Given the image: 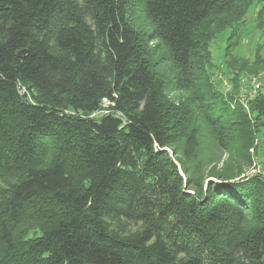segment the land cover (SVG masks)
<instances>
[{"label":"trees","instance_id":"obj_1","mask_svg":"<svg viewBox=\"0 0 264 264\" xmlns=\"http://www.w3.org/2000/svg\"><path fill=\"white\" fill-rule=\"evenodd\" d=\"M257 3L0 0V264H264V178L223 172L204 191L166 150L206 125L248 157L264 92L247 110L229 67L224 93L210 46ZM153 42L197 99H170Z\"/></svg>","mask_w":264,"mask_h":264},{"label":"rangeland","instance_id":"obj_2","mask_svg":"<svg viewBox=\"0 0 264 264\" xmlns=\"http://www.w3.org/2000/svg\"><path fill=\"white\" fill-rule=\"evenodd\" d=\"M263 6L264 3H257L253 7H249V13L239 23H234L227 30H218L210 46L212 66L209 70L216 80L218 78L222 80L223 83L218 84L224 93L232 91L227 78V68L230 67L242 75L240 76L242 84L241 101L244 96L243 89H245L243 80H252L255 77L260 78L264 74V12L261 13V16L257 15ZM130 20L133 26L142 34L143 38L146 41L149 40L152 31L151 24L144 8L139 2H135L130 8ZM155 46L156 42L150 43L151 48ZM227 46L229 47L228 50H226ZM156 50L154 48L152 53L157 63L158 72L167 83L169 82L167 94L170 99L175 103L185 101L188 98L197 99L200 91L196 92V88L191 89L192 93L174 91L172 80L174 79L175 72L170 63H162L160 61L163 56L161 51H157L155 57ZM256 71L261 72L257 75L252 74ZM223 84L224 88L222 87ZM245 90V95H247V91L249 90ZM210 97H212V94H210ZM246 98L247 96H245ZM103 107L104 109L107 108L108 103L106 102ZM104 113H106V110L93 116L99 117ZM187 135L185 132L180 134L178 141L167 147L166 150L172 158H175L176 154L191 169L190 178L195 183L200 184L204 191H206L209 181L221 182L218 177H214L213 175L225 172L230 175L228 177H233L234 181H241L249 179L254 175L256 164L264 167V131L258 135L254 145L248 151V157L243 153H237L236 150L230 151L227 147L221 145L217 141L216 133L206 125H203V128L199 131L193 142L190 141ZM183 176L185 175L183 174ZM0 185L5 186L3 182H0ZM186 189L190 194L195 195L197 193V189L193 184L188 187L186 186ZM249 222L252 221L249 219ZM39 233V231H31L28 238L39 235Z\"/></svg>","mask_w":264,"mask_h":264},{"label":"built area","instance_id":"obj_3","mask_svg":"<svg viewBox=\"0 0 264 264\" xmlns=\"http://www.w3.org/2000/svg\"><path fill=\"white\" fill-rule=\"evenodd\" d=\"M243 83L245 85H247V87L245 86V89L249 90L247 91V95H245L246 90L243 89V99L242 102L245 104L246 109H248V104L247 102L249 100H254L258 93L260 91L264 90V74H262V77H255L252 78V80H243ZM249 84V85H248ZM245 96H247V98L245 99ZM262 176L264 178V167L259 166L256 164L255 168H254V175L253 176Z\"/></svg>","mask_w":264,"mask_h":264}]
</instances>
